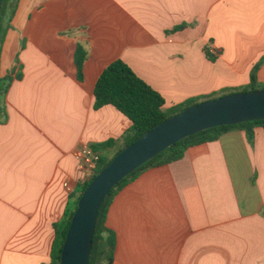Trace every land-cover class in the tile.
<instances>
[{
  "label": "crops",
  "instance_id": "0c3cea01",
  "mask_svg": "<svg viewBox=\"0 0 264 264\" xmlns=\"http://www.w3.org/2000/svg\"><path fill=\"white\" fill-rule=\"evenodd\" d=\"M118 59L165 108L246 86L264 59V0H17L0 50V76L14 77L0 115V264H49L65 183L84 179L75 152L112 141L100 152L111 158L125 147L132 121L94 107ZM106 225L113 264H264V129L233 128L141 173L116 193Z\"/></svg>",
  "mask_w": 264,
  "mask_h": 264
},
{
  "label": "trees",
  "instance_id": "16d2710c",
  "mask_svg": "<svg viewBox=\"0 0 264 264\" xmlns=\"http://www.w3.org/2000/svg\"><path fill=\"white\" fill-rule=\"evenodd\" d=\"M16 5L17 0L2 1L0 7V50L4 42L6 31L10 26V20L14 15ZM185 27V25L177 26L174 28V31H179ZM206 54L212 61L217 58V56L212 54L209 50L206 51ZM86 58L87 51L80 46L76 53V65L80 79H83V68ZM263 62L264 59L253 67L251 81L246 86L241 88H227L223 90L224 92L222 94L215 93L207 97L193 98L184 103L165 108L166 101L161 93L143 80L125 61L118 59L111 63L99 77L94 92L96 99L94 107L95 109H100L106 105H113L132 121V127L128 133V140L125 145L126 147L168 118L202 101L215 99L236 92L264 90V82H260L257 76ZM17 77H19V75H17ZM13 80L14 77L12 73L5 77L0 76V115H6L5 100ZM256 127H262L264 129V119L235 125L218 126L201 131L182 139L126 176L110 191L100 208L93 248L88 264H113L115 240L112 231L106 225V220L114 196L123 186L150 168L167 165L182 159L186 151L193 146L220 139L221 136L233 128L245 129L249 136L252 137L254 136ZM111 144L112 141H109L93 147V149L102 153ZM115 156L110 158L102 154L97 174L91 180L80 185L74 193L70 194L63 218L54 224L56 236L52 246L51 262L49 264L61 263V253L64 242L82 193L93 182L98 173L102 171Z\"/></svg>",
  "mask_w": 264,
  "mask_h": 264
},
{
  "label": "water",
  "instance_id": "95a60500",
  "mask_svg": "<svg viewBox=\"0 0 264 264\" xmlns=\"http://www.w3.org/2000/svg\"><path fill=\"white\" fill-rule=\"evenodd\" d=\"M263 119L264 90L236 92L190 106L126 146L82 193L64 242L60 264L89 263L100 208L110 191L134 170L182 139L201 131Z\"/></svg>",
  "mask_w": 264,
  "mask_h": 264
},
{
  "label": "built area",
  "instance_id": "2783aa9c",
  "mask_svg": "<svg viewBox=\"0 0 264 264\" xmlns=\"http://www.w3.org/2000/svg\"><path fill=\"white\" fill-rule=\"evenodd\" d=\"M211 53L216 54L217 52L212 51ZM74 155L84 173V179L82 182V184H84L97 174L101 162V153L94 150L92 147L83 146L82 148H79ZM65 187L71 194L75 192L69 182L65 183Z\"/></svg>",
  "mask_w": 264,
  "mask_h": 264
},
{
  "label": "rangeland",
  "instance_id": "374dc122",
  "mask_svg": "<svg viewBox=\"0 0 264 264\" xmlns=\"http://www.w3.org/2000/svg\"><path fill=\"white\" fill-rule=\"evenodd\" d=\"M220 52L217 51V55H219ZM244 86V85H243ZM242 87V86H241ZM240 86L239 87H234V88H241ZM224 91L220 92L219 94H222Z\"/></svg>",
  "mask_w": 264,
  "mask_h": 264
}]
</instances>
